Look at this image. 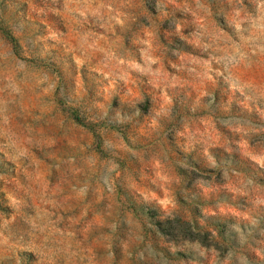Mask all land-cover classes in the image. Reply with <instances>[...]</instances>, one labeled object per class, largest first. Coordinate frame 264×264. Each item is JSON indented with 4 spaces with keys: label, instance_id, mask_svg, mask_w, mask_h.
Instances as JSON below:
<instances>
[{
    "label": "rangeland",
    "instance_id": "374dc122",
    "mask_svg": "<svg viewBox=\"0 0 264 264\" xmlns=\"http://www.w3.org/2000/svg\"><path fill=\"white\" fill-rule=\"evenodd\" d=\"M0 264H264V0H0Z\"/></svg>",
    "mask_w": 264,
    "mask_h": 264
}]
</instances>
